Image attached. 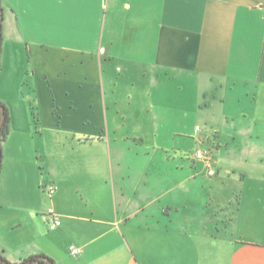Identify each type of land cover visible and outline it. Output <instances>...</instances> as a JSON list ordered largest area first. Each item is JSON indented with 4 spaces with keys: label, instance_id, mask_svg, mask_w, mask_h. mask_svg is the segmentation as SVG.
<instances>
[{
    "label": "crops",
    "instance_id": "crops-1",
    "mask_svg": "<svg viewBox=\"0 0 264 264\" xmlns=\"http://www.w3.org/2000/svg\"><path fill=\"white\" fill-rule=\"evenodd\" d=\"M2 4L0 103L10 125L0 254L8 262L44 255L55 264H264V195L243 198L247 185L264 181L248 177L254 166L230 179L242 191L234 209L219 177L207 178L217 193L201 198V176L189 172L205 174L203 164L142 156L146 138L168 153L169 141L185 137L183 90L193 79L205 98L219 93L228 105L222 115L216 103L206 106L210 127H201L198 144L214 150L221 169L258 164L236 159L248 148L242 133L218 124L264 126V0ZM48 182L58 187L52 198ZM50 207L62 220L55 230ZM72 246L82 253L71 255Z\"/></svg>",
    "mask_w": 264,
    "mask_h": 264
},
{
    "label": "rangeland",
    "instance_id": "rangeland-1",
    "mask_svg": "<svg viewBox=\"0 0 264 264\" xmlns=\"http://www.w3.org/2000/svg\"><path fill=\"white\" fill-rule=\"evenodd\" d=\"M130 1V0H128ZM130 29L133 28L134 25L129 24L128 25ZM129 29V31H130ZM131 32V31H130ZM176 86V85H175ZM175 90L177 92V88L175 87ZM177 95V94H176ZM183 95L189 99V120L185 119V128L183 130V134L185 135V137L183 136H175L174 137V142H168V153L163 152L162 150H158V152H156L154 150L155 147V143H156V139L153 137H149L146 138L144 144H143V152H142V156H143V161H146L150 158H152L153 156L155 160H159L161 156H170L169 160L170 161H174V160H183L186 159L187 157L189 158L190 156H192V154H194L198 149H204L203 146H200L198 144L199 139L203 136V132H199L196 133V127H202L205 131V129H207V126L209 124L205 125V112H206V106L210 105L211 103H216V109L217 111L222 115V110L225 109L224 114L226 112L227 106L225 105L220 106V95L221 94H217L216 99H214V96H207L206 98L202 95V93L199 91L197 84H195L194 80L192 79L190 81V85L186 86L183 90ZM223 108V109H222ZM178 110L176 111V114ZM209 113V111H208ZM206 112V114H208ZM219 114V115H220ZM221 128H224L226 131H230V130H234V127L237 129H239L238 131H240L241 137H240V143L241 144H245V146L247 145V152H241V153H237L235 154L237 156L236 159H245L246 156L250 155V157L252 159H256V160H260L258 162V164L255 165H251L248 164L246 167V165H243L241 167L242 164H238L236 161L234 164H231V166L227 167V166H222V169L217 167L216 165H214V169L217 172L216 176L210 177L207 174V171L204 170V172H206L205 174H200L198 176H195V174L197 173V171L193 170V168H190V176L192 177V180L195 177H199L197 180V184L199 187L198 192H201V198L203 197V194H206V198L209 200V195H213L215 193H217L218 189L215 187H211L207 178H213V179H217L219 177V181L221 182V180L223 179L225 185H223L221 188L224 190L222 194H227L228 196L230 195L232 197V205L234 207V209H236L238 206V202H240L241 197H242V191L240 192V188L241 185L239 184V182H237V184L235 183H230V179H238L239 177H241L240 175V170L242 171H246L249 170L248 168L251 166H254L255 169L253 170H249L247 174L249 178H253V179H257V178H263L264 179V173L263 170L264 169V165H262V161L261 159H264V126L262 127L259 124H256V126L253 127V124L251 125L250 122H242L239 120L236 122H227L225 119L222 120V122H219V124ZM175 126H177V122H175ZM215 127V126H213ZM219 127V126H218ZM130 133L133 134V127L130 129ZM254 131V133H253ZM131 139V143L132 145L136 143H134V141L132 140V137H130ZM170 139V138H169ZM161 140V138L159 139V141ZM130 143V144H131ZM161 143V142H160ZM233 143V142H232ZM234 144V143H233ZM232 144L233 147H235ZM134 147V146H133ZM190 149V152L188 154H182L181 150L183 149ZM237 149V147H235ZM253 148L255 149V151H252V153H249L248 151ZM148 153V154H147ZM234 156V157H236ZM164 157V158H165ZM167 158V157H166ZM165 158V159H166ZM176 158V159H175ZM125 160L127 162H131L133 161L132 155H128L126 156ZM190 163L193 164V160L190 158L189 160ZM198 165V164H197ZM227 172H230L229 174ZM247 173V172H246ZM206 177V178H205ZM239 180V179H238ZM252 185H247V189L244 191V203H246V199L248 198L246 195L250 194V195H264V181H252L251 182ZM204 184V185H203ZM203 189V191H202ZM241 194V195H240ZM249 200L252 199V197L250 196V198H248ZM251 203V201L249 202Z\"/></svg>",
    "mask_w": 264,
    "mask_h": 264
},
{
    "label": "built area",
    "instance_id": "built-area-1",
    "mask_svg": "<svg viewBox=\"0 0 264 264\" xmlns=\"http://www.w3.org/2000/svg\"><path fill=\"white\" fill-rule=\"evenodd\" d=\"M201 127H196V133H199L201 131ZM190 158L194 162H199L203 164L204 168L207 171V174L210 177L216 176L217 172L214 169L215 165V156H214V150L211 148H204V149H198ZM44 190L47 193L49 198H52L57 190L58 187L55 183L48 182L47 184L44 185ZM46 215L48 217V224L50 230H55L57 229L61 224L62 220L60 215L53 209V208H48L46 211ZM70 254L73 256L80 255L82 253V249L76 248L74 246L70 247Z\"/></svg>",
    "mask_w": 264,
    "mask_h": 264
},
{
    "label": "trees",
    "instance_id": "trees-1",
    "mask_svg": "<svg viewBox=\"0 0 264 264\" xmlns=\"http://www.w3.org/2000/svg\"><path fill=\"white\" fill-rule=\"evenodd\" d=\"M1 1L3 2V0H1ZM4 16H5V14H4V8H3V4H2V19H1V26H0V71L2 69V50H3V40H4L3 39ZM0 107H2L4 109V121L2 124L1 135H0V142H1V149H2V144L5 140V138L7 137V135L9 134L10 118H9V113H8L6 106L4 104L0 103ZM0 120H1V113H0ZM2 152H3V149H2ZM1 168H2V161L0 164V172H1ZM0 264H3V263L0 262ZM21 264H55V262L52 259L42 255V256L30 257L29 259L24 260Z\"/></svg>",
    "mask_w": 264,
    "mask_h": 264
},
{
    "label": "water",
    "instance_id": "water-1",
    "mask_svg": "<svg viewBox=\"0 0 264 264\" xmlns=\"http://www.w3.org/2000/svg\"><path fill=\"white\" fill-rule=\"evenodd\" d=\"M1 19H2V1L0 0V26H1ZM0 113H1V120H0V135H1V128L4 121V109L2 107H0ZM2 156H3V152L1 149V142H0V164L2 161ZM0 262L3 264H11L7 260H5L2 255H0Z\"/></svg>",
    "mask_w": 264,
    "mask_h": 264
}]
</instances>
